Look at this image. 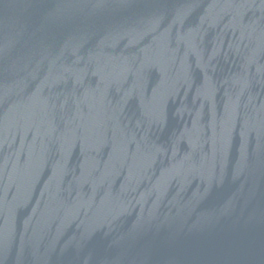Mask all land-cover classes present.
Here are the masks:
<instances>
[{"label":"water","instance_id":"95a60500","mask_svg":"<svg viewBox=\"0 0 264 264\" xmlns=\"http://www.w3.org/2000/svg\"><path fill=\"white\" fill-rule=\"evenodd\" d=\"M0 264H264V0H0Z\"/></svg>","mask_w":264,"mask_h":264}]
</instances>
